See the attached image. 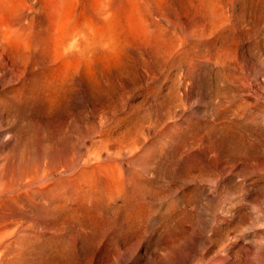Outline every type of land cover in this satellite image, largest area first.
Masks as SVG:
<instances>
[{"label":"rangeland","instance_id":"obj_1","mask_svg":"<svg viewBox=\"0 0 264 264\" xmlns=\"http://www.w3.org/2000/svg\"><path fill=\"white\" fill-rule=\"evenodd\" d=\"M34 98L30 151L0 120V195L25 201L0 264H155L152 228L206 246L232 208L264 238V0H0V107Z\"/></svg>","mask_w":264,"mask_h":264},{"label":"bare ground","instance_id":"obj_2","mask_svg":"<svg viewBox=\"0 0 264 264\" xmlns=\"http://www.w3.org/2000/svg\"><path fill=\"white\" fill-rule=\"evenodd\" d=\"M60 89V93H62V88ZM40 95H42L49 104L48 106H50L51 84H49L47 88H44ZM65 95H67V91L63 95L54 97V102H65L67 104ZM35 99L36 98L28 102L24 99H14L10 100L6 110L0 107V120H2L4 114L7 113L8 116L17 118V123H23L22 126L25 124L23 129L21 126L25 151H30L38 143L35 132L32 130L33 125L29 119L28 113V109L32 110L35 106ZM43 144L45 148L50 146L48 139L47 142L44 141ZM31 191L29 190L26 192L27 196L34 198ZM40 198L42 199L41 196ZM23 202L25 201L20 197L9 198L8 196L5 198L0 195V206L20 205V207H22ZM228 214L230 221L225 226H220L217 230L213 231V235L216 237L211 239L210 243L206 246L199 242L195 245L193 244L192 247L188 245V243L193 242L191 239L193 238L192 235L197 232L195 229L182 226L177 229L165 227L152 228L150 234H155L156 241H160L161 243L162 251L167 252V255L158 257V260H155V264H264V238L256 242L254 246L245 243L244 237L246 236L245 232L247 230L237 222H233L235 218L234 214L236 215L234 208L229 210ZM144 232L148 231L144 229ZM169 256H172L173 260H170L168 258Z\"/></svg>","mask_w":264,"mask_h":264}]
</instances>
